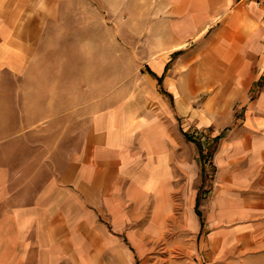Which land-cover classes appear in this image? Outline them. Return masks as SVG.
Instances as JSON below:
<instances>
[{
    "label": "crops",
    "instance_id": "1",
    "mask_svg": "<svg viewBox=\"0 0 264 264\" xmlns=\"http://www.w3.org/2000/svg\"><path fill=\"white\" fill-rule=\"evenodd\" d=\"M115 1L122 4L123 12L130 13L131 0ZM82 3L0 0V134L13 132L8 139H0V149L9 146L16 153L14 140L19 133H26L27 148L37 147L29 134L36 128L41 133L40 148L48 150L44 164L51 172L48 184L36 194L43 197L40 203H0V264H75L82 257V243L96 249L114 240L107 227L112 214L122 218V195L126 204L144 206L157 201L161 188L169 186L162 176L160 155L150 148L141 149L146 147V135L137 133L128 111L121 107L95 109L82 131L81 113L73 105L68 116L74 129L67 127L66 110L56 102L65 99L64 76L51 79L49 75V36L64 21L66 5H73L76 14L81 6L76 9L75 4ZM153 9L154 18L161 23L154 30L161 43L159 51L170 55L186 51V60H193L195 67L222 69L219 77L225 80L223 90L228 94L224 100L227 105L234 103L236 113L244 115L234 134L235 145L241 148L246 145L245 137L251 139V156L235 164V207L250 209L264 222V10L242 0H158ZM168 62L154 60L149 74L164 81ZM35 68L48 73L35 77L31 74ZM72 98L80 99L81 91ZM7 115L21 119L3 125ZM29 117L36 118L30 121ZM51 131L58 133L57 138L49 139ZM14 158L12 163L20 162ZM12 171L0 169V184L5 172L10 182L16 180V170ZM82 213L88 214L89 223Z\"/></svg>",
    "mask_w": 264,
    "mask_h": 264
},
{
    "label": "rangeland",
    "instance_id": "2",
    "mask_svg": "<svg viewBox=\"0 0 264 264\" xmlns=\"http://www.w3.org/2000/svg\"><path fill=\"white\" fill-rule=\"evenodd\" d=\"M89 1L75 4L76 9L81 6L76 14L73 5L67 4L64 21L60 20L59 27L51 30L57 33L49 36V75L51 79L64 76L66 86V100L56 102L65 108L71 130L74 122L68 114L73 105H78L75 110L81 113L82 131L95 109L121 107L128 111L137 133L147 136L146 147L139 145V149L150 148L160 155L162 176L169 186L161 188L157 201L150 199L144 206L126 204L122 195V218L115 219L112 214L107 227L114 240L96 249L82 243V257H77L75 264H264V222L250 209L239 208V204L235 207V164L251 156V139L245 137L246 145L243 140L241 148L235 145L234 134L244 115L236 113L234 103L227 105L224 100L228 94L223 90L225 80L219 77L222 69L195 67L193 60H186V51L170 55L158 50L161 43L154 30L161 23L154 18L153 9L158 0H141V4L131 0L129 14L115 0ZM161 58L169 60V69L159 86L149 69ZM42 71L35 68L31 74L42 77L48 73ZM78 91L81 98L73 99ZM29 118L33 121L36 117ZM11 119L13 123L21 117L7 115L3 125H10ZM37 131L34 128L29 133L37 147L27 148L26 133H19L14 140L16 153L9 146L0 149V169H15L17 174L11 182L8 172L1 174L2 205L30 200L40 203L43 199L36 194L48 184L51 172L44 164L48 150L40 148L42 138ZM8 134L13 132L1 133L0 139H8ZM221 134L224 137L215 142ZM57 135L51 131L49 139ZM13 156L20 162L12 163ZM26 160L34 162L21 163ZM202 168L206 171L204 182ZM196 198L205 222L202 232ZM82 215L89 223L88 214ZM120 221L123 225L118 227Z\"/></svg>",
    "mask_w": 264,
    "mask_h": 264
},
{
    "label": "trees",
    "instance_id": "3",
    "mask_svg": "<svg viewBox=\"0 0 264 264\" xmlns=\"http://www.w3.org/2000/svg\"><path fill=\"white\" fill-rule=\"evenodd\" d=\"M167 69H168V66L166 67V70H167ZM157 80H158L159 85H162V84H163V78H158ZM168 96H169L170 98H172L171 95H168ZM185 136H186L187 140L190 139L187 135H185ZM223 137H224V136H223L222 134L219 135V136L215 139V142L220 141ZM190 141H191V140H190ZM199 146H200V145H199ZM199 148H200V151H201V155L204 156V155H203L202 148H201V147H199ZM205 175H206V171H205L204 168H202V179H203V182H204V179H205ZM199 201H200V199L197 198L196 212H197V215H198V217L200 218V221H201V232H202V231H203V228H204V221L201 219V213L198 212Z\"/></svg>",
    "mask_w": 264,
    "mask_h": 264
},
{
    "label": "built area",
    "instance_id": "4",
    "mask_svg": "<svg viewBox=\"0 0 264 264\" xmlns=\"http://www.w3.org/2000/svg\"><path fill=\"white\" fill-rule=\"evenodd\" d=\"M246 3H251L256 5L258 8H261L264 10V0H242Z\"/></svg>",
    "mask_w": 264,
    "mask_h": 264
}]
</instances>
